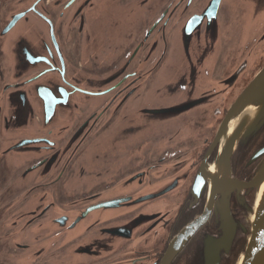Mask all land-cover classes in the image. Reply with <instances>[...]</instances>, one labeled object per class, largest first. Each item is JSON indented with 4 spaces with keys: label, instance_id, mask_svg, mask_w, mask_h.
Here are the masks:
<instances>
[{
    "label": "flooded vegetation",
    "instance_id": "obj_1",
    "mask_svg": "<svg viewBox=\"0 0 264 264\" xmlns=\"http://www.w3.org/2000/svg\"><path fill=\"white\" fill-rule=\"evenodd\" d=\"M105 1L0 0V264H205L228 237L220 264H237L251 229L220 208L254 192L212 194L207 171L264 68V0H218L217 56L182 80L181 27L215 0ZM263 152L264 127L232 177L248 183Z\"/></svg>",
    "mask_w": 264,
    "mask_h": 264
},
{
    "label": "water",
    "instance_id": "obj_2",
    "mask_svg": "<svg viewBox=\"0 0 264 264\" xmlns=\"http://www.w3.org/2000/svg\"><path fill=\"white\" fill-rule=\"evenodd\" d=\"M150 1L135 0V3L141 4L144 2L146 4V2L150 3ZM157 1L160 0H152L154 3ZM105 3L113 4L111 0H106ZM218 3V0H215L201 15L193 17L188 27L185 26L188 22L181 27L179 39L183 54L174 64L176 65L175 68H171L170 70L173 79L177 75L184 76H179L175 78L176 80L187 79L188 77L185 75H191L196 72L194 64L199 69L202 61L207 62L210 59L213 62L217 56V52L209 54L208 50L210 47H213L219 34V27L216 26L217 22H215ZM208 20L214 24V27L208 30L204 34V37H202L198 24ZM192 33H195L200 39L197 37L190 39ZM187 36L188 42H185ZM204 55H209L207 61H205ZM169 67L167 71H169ZM236 118L237 120L234 121ZM263 127L264 68L256 75L229 109L227 117L222 123L216 137V141L220 145L219 157L212 168L213 170L209 169L207 172V174L210 173L212 175L210 182L212 194H220L225 199H230L233 195L239 198L244 192L245 194L246 192H254L252 205H248L246 201L239 199L240 208L235 216L229 211L227 203L223 204L220 208L223 215L222 222L226 228L229 229L231 226L239 225L240 219H242L251 229V237L246 251L237 264H240L241 259V264H264V158L254 170L248 183L234 179L231 169V158L240 153ZM199 224V221L193 223L173 242L168 251V262H171L183 248ZM231 241V238L228 237V239L219 242L208 243L204 254L205 264H220L221 253L225 251L229 245L228 242Z\"/></svg>",
    "mask_w": 264,
    "mask_h": 264
},
{
    "label": "bare ground",
    "instance_id": "obj_3",
    "mask_svg": "<svg viewBox=\"0 0 264 264\" xmlns=\"http://www.w3.org/2000/svg\"><path fill=\"white\" fill-rule=\"evenodd\" d=\"M213 169L211 168V171H212ZM208 172V171H207ZM207 178L209 179V182H211V180H212V175L210 174V173H208L207 174ZM242 258V257H241ZM240 260V259H239ZM241 262H242V259H241V261H240V264H241Z\"/></svg>",
    "mask_w": 264,
    "mask_h": 264
}]
</instances>
